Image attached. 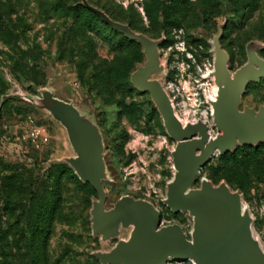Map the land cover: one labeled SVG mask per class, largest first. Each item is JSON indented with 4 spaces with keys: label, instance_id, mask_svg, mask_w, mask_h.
<instances>
[{
    "label": "rangeland",
    "instance_id": "374dc122",
    "mask_svg": "<svg viewBox=\"0 0 264 264\" xmlns=\"http://www.w3.org/2000/svg\"><path fill=\"white\" fill-rule=\"evenodd\" d=\"M159 47L162 73L154 75L183 124L214 127L209 99L217 92L211 42L225 24L220 44L233 73L246 62L245 46L264 42V0H86ZM80 0H0V264H99L130 230L102 242L93 237L90 209L97 199L66 165L74 156L65 130L44 111L16 97L10 82L29 95L48 89L94 120L103 139L105 209L123 196L151 203L161 226L176 224L188 235L192 220L163 203L173 178L175 142L165 133L148 94L128 83L141 49L79 6ZM264 59V53L261 56ZM11 98V99H8ZM244 106H264V79L250 82ZM45 128L48 142L36 147L26 124ZM238 192L252 218V236L264 250V145H240L216 153L200 170ZM229 180L228 183L226 180ZM28 227L36 228L34 241ZM43 231L38 232L37 229ZM166 264H194L168 261Z\"/></svg>",
    "mask_w": 264,
    "mask_h": 264
},
{
    "label": "water",
    "instance_id": "95a60500",
    "mask_svg": "<svg viewBox=\"0 0 264 264\" xmlns=\"http://www.w3.org/2000/svg\"><path fill=\"white\" fill-rule=\"evenodd\" d=\"M81 4L112 31L140 45L144 61L135 67L129 81L137 91L149 95L166 135L175 142L171 152L173 178L163 203L172 213L192 220L188 235L176 224L161 226V214L151 203L129 196L119 198L106 210L104 145L94 120L71 102L56 98L51 90L41 89L34 96L10 82L13 91L7 97L46 112L65 130L74 156L62 163L97 196L90 209L92 236L106 242L116 238L121 229L130 230L126 240L118 241L108 252L93 253V257L99 264H166L169 259L194 264H264V251L252 236L253 221L248 211L242 210L240 194L224 182L214 186L207 179L200 180L199 188H192L200 170L216 153L232 152L240 145L264 144V106L240 109L248 83L264 79V59L258 54L264 51V42H248L246 62L231 73L228 54L220 44L225 24L217 27L211 42V75L217 92L209 101L217 134L210 137L202 121L182 124L163 86L153 78L164 70L159 53L164 38L153 40L113 21L86 0Z\"/></svg>",
    "mask_w": 264,
    "mask_h": 264
},
{
    "label": "trees",
    "instance_id": "16d2710c",
    "mask_svg": "<svg viewBox=\"0 0 264 264\" xmlns=\"http://www.w3.org/2000/svg\"><path fill=\"white\" fill-rule=\"evenodd\" d=\"M81 1V0H80ZM88 2V1H87ZM89 3V2H88ZM90 4V3H89ZM79 6H81L82 8H84L91 16H93L94 18H96L97 20H99L101 23H103L102 21H101V19H99L96 15H94L93 13H91L89 10H87L81 3H80V5ZM93 6V5H92ZM94 7H96V6H94ZM96 8H98V7H96ZM98 9H100L101 11H103L110 19H112L113 21H116V22H119V21H117V20H115V19H113L106 11H104L103 9H101V8H98ZM119 23H121V22H119ZM104 24V23H103ZM122 24H124V23H122ZM105 25V24H104ZM126 25H128L132 30H133V28L131 27V25L130 24H126ZM106 26V25H105ZM107 28H109L108 26H106ZM110 29V28H109ZM110 31H112L111 29H110ZM134 31V30H133ZM112 32H114V31H112ZM134 32H136V31H134ZM114 33H116V34H120V35H122L128 42H130V43H134V44H136L137 46H139L140 47V45L139 44H137V43H135V42H133V41H130L129 39H127L122 33H120V32H114ZM137 33V32H136ZM142 34V33H141ZM145 35V34H144ZM148 37V36H147ZM263 42V41H262ZM140 49H141V47H140ZM264 53V51H259L258 52V54L260 55V56H262V54ZM141 56H142V58H143V61H144V57H143V54H142V49H141ZM142 61V62H143ZM135 67H136V65H134L133 66V68L131 69V71L129 72V75H128V83H129V85L133 88V89H135L132 85H131V83H130V81H129V77H130V74L132 73V71L135 69ZM249 84V83H248ZM136 90V89H135ZM8 99H11V98H8ZM159 115V114H158ZM160 123H161V119H160ZM161 125H162V123H161ZM163 127V126H162ZM262 145H264V144H262ZM245 146H249V145H245ZM249 147H254V146H249ZM58 165H66V164H64V163H59ZM72 172H73V170L68 166V165H66ZM73 174H74V172H73ZM75 175V174H74ZM76 176V175H75ZM77 177V176H76ZM78 179V178H77ZM209 181L210 182H214L215 181V176H214V174H209ZM79 180V179H78ZM226 180V179H225ZM80 181V180H79ZM228 183H230V181L229 180H226ZM81 182V181H80ZM83 184H87V183H83ZM37 231L39 232L40 231V233H41V231H43L42 230V228H39V229H37ZM28 232L30 233V235H31V238H30V240L28 241L29 243H31L32 241H34V239H35V236H36V234H35V232H36V228H30V227H28Z\"/></svg>",
    "mask_w": 264,
    "mask_h": 264
},
{
    "label": "built area",
    "instance_id": "2783aa9c",
    "mask_svg": "<svg viewBox=\"0 0 264 264\" xmlns=\"http://www.w3.org/2000/svg\"><path fill=\"white\" fill-rule=\"evenodd\" d=\"M26 138L36 147L44 145L48 142V135L44 127L34 125L31 121L26 124Z\"/></svg>",
    "mask_w": 264,
    "mask_h": 264
},
{
    "label": "bare ground",
    "instance_id": "6f19581e",
    "mask_svg": "<svg viewBox=\"0 0 264 264\" xmlns=\"http://www.w3.org/2000/svg\"><path fill=\"white\" fill-rule=\"evenodd\" d=\"M215 97V93L212 95V98H210L208 101H213ZM182 122V121H181ZM183 124V123H182ZM242 210H247L246 208H244V206L242 205ZM122 230V229H121ZM263 250V249H262ZM264 251V250H263ZM171 259H169L168 261H170Z\"/></svg>",
    "mask_w": 264,
    "mask_h": 264
}]
</instances>
